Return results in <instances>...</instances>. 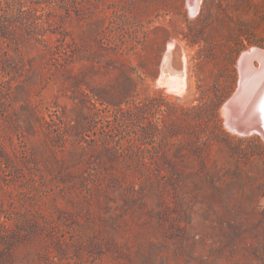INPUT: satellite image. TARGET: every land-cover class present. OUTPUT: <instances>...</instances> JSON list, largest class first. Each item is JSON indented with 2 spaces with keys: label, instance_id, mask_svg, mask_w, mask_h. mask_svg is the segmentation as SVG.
Listing matches in <instances>:
<instances>
[{
  "label": "rangeland",
  "instance_id": "obj_1",
  "mask_svg": "<svg viewBox=\"0 0 264 264\" xmlns=\"http://www.w3.org/2000/svg\"><path fill=\"white\" fill-rule=\"evenodd\" d=\"M259 48L264 0H0V264H264V137L227 123Z\"/></svg>",
  "mask_w": 264,
  "mask_h": 264
},
{
  "label": "bare ground",
  "instance_id": "obj_2",
  "mask_svg": "<svg viewBox=\"0 0 264 264\" xmlns=\"http://www.w3.org/2000/svg\"><path fill=\"white\" fill-rule=\"evenodd\" d=\"M187 2H188V6L190 8L191 13L196 14L197 9L201 3V0H187ZM173 48H175V47H173ZM169 51H170V49H169ZM177 51L179 53V50H177ZM171 52H168V53H171ZM263 52H264V50L260 51V48L258 50L253 49L249 53L244 54L240 60V76H241V79L239 82V89H238V92L236 93L235 97L228 104V112L226 111L228 113L227 114V123H228L229 127L232 130H236L237 133L239 132L242 134H247V133L249 134V133H255V132L258 133L259 132V134H262L264 137V53ZM171 54L174 55V53H171ZM171 58L168 57L167 65H166L167 69H168V67H170L169 66L170 62L173 61V60H171ZM175 59H176V56H175ZM183 59H181V60L183 61ZM254 59H257L259 62H261V67H260L261 69L260 70L259 69L256 70L251 65V61ZM164 65H165V62H164ZM180 65H182V63ZM180 65H179V67H180ZM173 69H176V68H173ZM182 69H183V67H182ZM177 71H178V69H177ZM182 72H185V70ZM170 74L172 75V73H170ZM171 75H169V76H171ZM184 76H186V75H184ZM178 77H180V76H178ZM173 78L174 77H172V79L170 80V77H169L168 80H170V82L172 83ZM180 78H182V77H180ZM182 82L179 83V84H181L180 86L183 85ZM167 86H169L170 88L173 87L171 85H167ZM175 86L177 87V85H175ZM238 97L240 98L239 102L237 100ZM239 116H241V117H239ZM233 117H234V119H233ZM243 128L244 129L245 128L250 129L249 130L250 132L243 133V131H244Z\"/></svg>",
  "mask_w": 264,
  "mask_h": 264
},
{
  "label": "trees",
  "instance_id": "obj_3",
  "mask_svg": "<svg viewBox=\"0 0 264 264\" xmlns=\"http://www.w3.org/2000/svg\"><path fill=\"white\" fill-rule=\"evenodd\" d=\"M213 183H215V185H216V182H215V179H213V181H212ZM218 191L220 190L221 191V188H219V187H217L216 188ZM182 198L180 199V201L182 202ZM234 198L233 197H231L230 198V201H228V202H226V201H223V204H222V206L225 208L226 207V213L230 216V214H231V210H229V207H231V206H235V204H234ZM207 204H209L210 206H213V207H217V205H215V204H213V203H207ZM207 204H205V205H203V207L206 209V205ZM194 205V204H193ZM191 207V206H190ZM191 208H194V207H191ZM231 209V208H230ZM215 213H216V211H215ZM252 213H253V215H256L257 216V212L256 211H252ZM237 215V214H236ZM235 216V215H234ZM237 219H241V216L238 214V217H237ZM259 222H263V221H259Z\"/></svg>",
  "mask_w": 264,
  "mask_h": 264
},
{
  "label": "water",
  "instance_id": "obj_4",
  "mask_svg": "<svg viewBox=\"0 0 264 264\" xmlns=\"http://www.w3.org/2000/svg\"><path fill=\"white\" fill-rule=\"evenodd\" d=\"M237 100H238V102H239L240 98L238 97V99H237ZM230 102H231V101H230ZM241 116H242V115H241ZM241 116H240V117H241ZM243 130H244V131H243V133L250 132V131H249L250 129H248V128H245V129L243 128Z\"/></svg>",
  "mask_w": 264,
  "mask_h": 264
}]
</instances>
